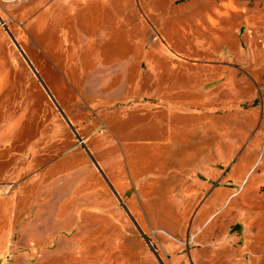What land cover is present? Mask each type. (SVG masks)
Instances as JSON below:
<instances>
[{"label":"rangeland","instance_id":"1","mask_svg":"<svg viewBox=\"0 0 264 264\" xmlns=\"http://www.w3.org/2000/svg\"><path fill=\"white\" fill-rule=\"evenodd\" d=\"M79 7L0 0V264H136L137 251L145 254L140 264H199L198 257L264 264V0H81ZM75 28L90 45L113 50L116 62L108 65L124 63L141 89L181 88L187 108L210 106L235 139L224 177L183 245L135 224L145 243L127 238L116 247L107 232L86 228V197H72V177L54 186L37 179L50 161L81 146L85 132L65 106H88L89 117H99L102 106L123 102L82 94L92 64L67 60ZM54 46L62 56L49 51ZM156 235L175 246L173 256Z\"/></svg>","mask_w":264,"mask_h":264},{"label":"crops","instance_id":"2","mask_svg":"<svg viewBox=\"0 0 264 264\" xmlns=\"http://www.w3.org/2000/svg\"><path fill=\"white\" fill-rule=\"evenodd\" d=\"M70 1L78 5V13L81 0ZM73 31L78 33L76 39L74 34L70 37L67 60L92 64L83 77L82 94L115 97L123 102L102 106L99 117H89L88 106H65L85 132L80 135L84 143L72 145L62 157L50 161L37 179L54 186L72 177V197H86V204H80L86 208V228L107 232L116 247L127 238L145 243L135 222L144 232L160 229L183 245L203 204L224 177L221 166L227 156L233 158L235 139L220 129L218 115L210 106L187 108L180 100L181 88L168 91L152 84L141 89L124 63L108 65L116 62L110 61L115 57L113 50H103L98 43L90 45L82 29ZM49 51L62 56L55 46ZM101 126L105 130L99 134ZM64 159L71 165L60 164ZM42 199L44 203L50 200ZM56 207L58 214L63 213L66 202ZM207 220L198 223L197 232ZM104 224H111V229L106 230ZM155 239L173 256L175 246L164 247L157 235ZM137 254L136 264H140L145 254ZM197 261L203 264L199 257Z\"/></svg>","mask_w":264,"mask_h":264},{"label":"water","instance_id":"3","mask_svg":"<svg viewBox=\"0 0 264 264\" xmlns=\"http://www.w3.org/2000/svg\"><path fill=\"white\" fill-rule=\"evenodd\" d=\"M10 32V31H9ZM13 40L16 42V40L14 39V37L12 36ZM79 137V141L80 143H84V141L82 140V138L80 137V135L78 136ZM94 162L96 163V161L94 160ZM118 196V194H117ZM120 202L122 203V205L124 206V208L128 211V209L126 208L124 202L122 201V199L120 198V196H118ZM133 221L135 222V220L133 219ZM135 224L137 225V223L135 222Z\"/></svg>","mask_w":264,"mask_h":264},{"label":"built area","instance_id":"4","mask_svg":"<svg viewBox=\"0 0 264 264\" xmlns=\"http://www.w3.org/2000/svg\"><path fill=\"white\" fill-rule=\"evenodd\" d=\"M104 130H105V127H104V126H101V127L98 129V132H99V133H103Z\"/></svg>","mask_w":264,"mask_h":264}]
</instances>
